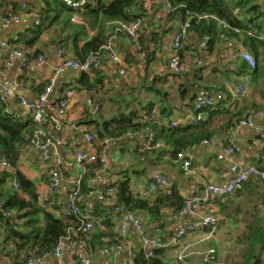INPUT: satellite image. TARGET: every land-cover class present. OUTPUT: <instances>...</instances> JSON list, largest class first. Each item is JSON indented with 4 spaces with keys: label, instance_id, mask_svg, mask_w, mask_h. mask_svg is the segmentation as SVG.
Returning a JSON list of instances; mask_svg holds the SVG:
<instances>
[{
    "label": "crops",
    "instance_id": "0c3cea01",
    "mask_svg": "<svg viewBox=\"0 0 264 264\" xmlns=\"http://www.w3.org/2000/svg\"><path fill=\"white\" fill-rule=\"evenodd\" d=\"M16 1L20 2V7H15ZM23 1L25 0H0L1 15H21L9 26L0 23V42L6 43V47L0 45V84L11 88L14 93V95L7 96L0 90V100L3 102L4 112L16 118L27 119L31 117V114L20 100L23 97L34 100L44 90L54 65L59 61L58 53L61 48H59V43L53 42V36L48 32H43L37 37L33 31V25L37 20L38 12H32L30 6L24 7ZM226 2L229 3L230 0ZM255 3L259 5L264 14V0H255ZM146 10L144 26L140 31V43L135 44L124 35L118 36L115 42L119 55L128 67V74L120 75L117 66L108 58L103 59L101 66L95 69L98 76L94 78L100 79V82L98 87L88 94L92 93V96L96 98H104L99 117L86 118L89 117L85 103L88 94L84 90H79L77 84L81 74L68 70L58 77L53 91L54 100L62 97L66 89L73 90L64 114L59 117L60 125H50V131H56V133L62 131L68 140L67 144L59 146L61 157L65 162L63 165L65 171H67L66 163L74 160L76 149L90 150V145L84 140L83 134L74 131H93L97 121L102 122L103 118V120L112 119L115 116L127 114L131 110H138L143 116L146 113L143 110L146 102L155 103L153 111L157 112L162 123L170 127L173 120L182 121L194 112L192 103L194 104L195 98L199 100L204 96L216 97L218 93L223 94V99L208 112L203 113L204 119L201 121H208L210 127L215 130V134L210 140L203 141L188 151V155L192 158L190 173L183 172L180 161L171 156L167 147L159 145L160 147L155 151L143 152L145 132L131 133L124 138L110 141L108 144H104L101 140L97 141L100 149H106L109 168L107 178L96 182L93 188H105L114 194L115 191L111 189V185L125 172L132 178L131 188L135 196L156 199L161 197L162 193H169L170 189L175 187L185 199L187 196L201 192L207 183L228 184L234 176L233 166L239 169L252 165L264 168V145L261 142V130L264 128V43L262 41L264 17L256 22L259 26L258 31L261 33L258 41L261 43L257 57L258 68L254 70V82L250 87L249 95L243 100L231 101L226 92L231 93V89L235 88V83L241 81L248 73L245 72L247 68L241 70L239 66L242 61L236 57L240 48L245 49L244 42L231 41L217 44L213 53L206 57L186 48L184 62L189 75L187 78L179 77L170 66L176 31H169L170 25H166L169 12L163 8L162 4L151 5ZM233 10L245 18L237 7ZM111 30L109 26L107 34ZM192 41L196 43L195 39ZM72 42L71 39L69 48H65L66 54L70 56H74V43ZM12 48L22 49L32 58L40 52L45 55L46 61L38 68H33L31 65L22 68L18 59L8 63L7 53ZM211 62L215 63L211 64ZM213 67H217L218 70ZM91 74L94 75L93 72ZM225 81L227 84H224ZM164 90L169 96L163 93ZM119 101L129 105L119 108ZM166 105L170 106V109L168 113L163 114L161 110ZM214 111H220V114L212 116L211 113ZM257 111L260 115L253 114ZM250 114L253 115V126L240 125L236 129H231L234 123L237 124ZM228 122L231 127L225 129L224 125ZM229 146L240 150L227 153L226 149ZM219 155L223 157L219 158ZM53 163L54 161L43 162L40 151L29 145L23 150L16 165L17 173L21 172L31 179L37 193L38 189L46 185ZM158 171L164 173L170 183L168 187H158L151 192L149 185ZM2 172L0 169V189L5 192L11 187L8 184V178L6 181L3 179ZM89 175L92 177V171ZM243 187L240 192L236 193V191L229 197L212 200L205 209H202L206 213L212 212L220 219L218 226L216 224L196 232L187 231L185 236H180V232L189 229L192 218L180 215L178 212L175 213L171 207L163 210L164 215L161 222H150L149 217L144 213L136 215L142 219L151 236L161 237L166 241L167 246L164 248L166 264H171L168 260L171 253L167 251L168 248L172 249L171 254L176 255L174 260L177 264L176 259L182 253H185V256L180 264H201L205 260L203 254L211 246L217 249L216 255L222 263L237 262L243 256L244 248L250 246L249 228L257 223L264 225V181L253 177ZM22 195L29 198V195ZM67 196L68 188L63 183L56 198L61 200L60 203L64 207ZM86 200L89 204H93L98 199L89 197ZM37 202L55 215L53 206ZM164 202L167 203V201ZM110 218L113 225L106 227L102 223L97 227V231L106 232L104 241L112 240L113 235L116 237L118 232V222L114 211H111ZM42 222L44 223L45 220L43 219ZM1 233L3 232L0 229V235ZM174 241L176 244H172ZM226 241L244 242V244L241 248L237 244L227 246ZM1 242L2 237L0 238V264H23L24 254L16 255L15 251H10V246H7L6 251ZM228 248L232 250L229 251ZM43 255H45L44 264H59L55 256L48 253ZM199 255L201 257H198ZM194 257L197 259L196 262L191 261ZM86 258L87 264H122L121 257L109 251L106 244L87 253ZM63 263L81 264L70 248L64 252Z\"/></svg>",
    "mask_w": 264,
    "mask_h": 264
},
{
    "label": "trees",
    "instance_id": "16d2710c",
    "mask_svg": "<svg viewBox=\"0 0 264 264\" xmlns=\"http://www.w3.org/2000/svg\"><path fill=\"white\" fill-rule=\"evenodd\" d=\"M170 2L173 5V10L167 14L166 25H170L168 30L177 32L182 24H188L185 40L179 50L180 64L183 66V70L177 73L179 77L187 78L189 75L184 62L186 48L206 57V55L213 53L217 44L231 41L244 42L245 49L255 57L257 65L254 70H257V57L260 53L258 49L261 43L258 40L261 37V33L258 31L259 26L256 22L259 18L264 17V14L260 10L259 5L255 3V0H230L229 3L225 0H170ZM24 3L26 6L31 7L29 8L32 12H38V17H40V22L36 23L35 21L33 25V31L37 37L43 32L50 33L53 36V42L59 43V48L65 53H67L65 48H69V42L72 39V43H74V56L72 57L80 61L100 49L107 39L109 26L110 29H113L114 24L119 21H132L136 18L144 19L147 13L140 0H86L81 5L67 4L66 0H25L23 1ZM156 4L162 3L152 5ZM14 5L15 7L21 6L20 2L17 1ZM234 7L242 11L245 18L235 13ZM75 15L80 16L79 21L73 20ZM218 20H222L225 23L219 24ZM205 38H208L206 46L202 47L201 43L205 41ZM192 39H195L196 43H193ZM262 41L264 43V37ZM239 52H237L236 56L242 61L239 67L241 70L247 68L245 72H250L251 66L240 57ZM38 54L40 52L35 55L37 56ZM213 68L218 70L217 67ZM255 71H253V74ZM92 72L94 75L91 74ZM92 72L81 73L80 78L77 80L78 89L86 91L87 94L98 87L100 82V79L94 78V76H98L97 70ZM163 93L169 96L165 90ZM226 95H228L229 99L231 98L229 92H226ZM88 96L100 105L99 113L95 116L99 117L102 112V101L104 98L97 97L98 99H95L92 93L88 94ZM62 99L63 97H60L56 100L61 101ZM197 99L195 98L194 104L192 103L194 114L205 113L213 108L208 107L197 111L195 108ZM120 102L119 108L129 105L126 102ZM154 106V102L145 103L143 110L146 112L147 119L140 115V111L131 110L127 114L115 116L112 119L103 120V118L102 122L97 121L93 131H96L98 141H104L107 138L113 141L124 138L131 133L145 132L146 134L147 130L152 129L156 134L155 143H160V146L167 147L171 152V156L178 160L179 153L188 154L191 148L203 141L210 140L215 134V130L210 127L208 121L201 122L203 121L201 120L198 123L189 125L180 124L175 127L170 125L169 127V125H165V123L160 121L159 116L151 119ZM169 109L170 106H163L161 113H168ZM86 113L89 116L86 117L87 119L93 118L88 111ZM218 114H220V111L211 113L212 116ZM235 125L234 123L233 126ZM229 126L230 123L228 122L224 125V128L228 129ZM33 130L32 117L21 119L7 114L4 112L3 102L0 100V151L14 167L18 164L25 147L30 145V135ZM156 148L152 150L144 149L143 152H152ZM93 167L94 165L87 166V173L84 175V192H89L93 189L89 184V173ZM9 176H11V173L2 172V177L5 181ZM17 176L21 191L9 188L7 189L8 191L3 192L0 189V203H3L0 209V229L3 233H1L0 238L2 237L1 243L3 248H6V251L7 246H10V251H15L16 255L24 254V259L34 254L43 255L51 252L59 241L69 234H72V238L76 242H84L88 253L95 251L98 246L103 244H106L108 248L110 245L119 243L118 232L116 237L112 233V240L104 241L103 238L107 235L106 232L97 231V227L102 223L106 227L110 224L113 225L110 213L111 211L115 213V208L117 207L125 211L134 212L137 215L144 213L149 217L150 222L155 223L161 222L164 215L163 210L166 207H171L175 213H180L185 205L180 191L175 187L171 188L169 193H162L161 197L156 199L135 196L131 188L132 178L129 174L123 172L122 176L111 185L112 188L109 185L115 191V194L107 196V199L112 200L113 203L109 202V204L108 201L96 200L93 204H89L87 200H83L82 210L90 208L96 217L94 229L90 233H83L77 230L81 228L83 223L80 215H72L68 218L54 217L52 212L41 207L37 202L34 182L21 172H18ZM240 190H237L236 193L240 192ZM21 192L29 195V198L27 199ZM164 201H167V203ZM53 208H62V205L55 204ZM107 215L108 217H106ZM102 217L106 218L101 219ZM43 219L45 220L44 223L42 222ZM219 223L220 219L217 217L215 225L217 224L218 226ZM249 229L250 246L244 248L242 261L222 263L218 256L215 255L214 258L205 259L201 264H264V225L257 223ZM164 251V248L157 249L153 251L152 255H149L142 247H137L135 264H166ZM177 262L180 264V260Z\"/></svg>",
    "mask_w": 264,
    "mask_h": 264
},
{
    "label": "built area",
    "instance_id": "2783aa9c",
    "mask_svg": "<svg viewBox=\"0 0 264 264\" xmlns=\"http://www.w3.org/2000/svg\"><path fill=\"white\" fill-rule=\"evenodd\" d=\"M141 4L148 8L152 4L162 3L163 8L168 12L173 10V5L170 0H140ZM227 1V0H226ZM67 4L71 5H81L86 2V0H66ZM26 7V4H23ZM21 15H1L0 23L5 26H9L11 22L15 19L20 18ZM74 21H79L80 16L75 15L73 17ZM40 22V17H37L36 23ZM219 24H224L222 20H218ZM144 25L143 18H136L132 21H119L114 24L113 29L108 34L106 41L101 45L100 49L95 53L89 54L83 61L77 60L74 57L67 55L62 49L59 50V61L54 65L48 79L44 90L36 96L34 100H29L28 98H21V104L30 112L34 130L30 135V146L32 145L38 149L41 153V159L43 162L54 161L52 167L50 168L49 177L46 185L37 191V200L44 204H49L54 206L55 204H61V200L56 198V194L61 189L63 183L67 185L68 196L66 199L65 207L53 209L55 217L68 218L72 215H80L82 226L78 231L83 233H90L95 226L96 217L93 210L87 208L82 210L83 200L86 198H96L100 201H108L113 203L112 200L107 199V196L114 195L111 191L108 192L107 189L99 187L98 189H92L89 192L83 191L84 185V175L87 173V166L94 165L92 168V177H90V186L96 182H101L108 176V159L106 156V149H100L97 145L98 136L96 131H74L81 132L84 136L86 143L90 145V150H85L83 148L76 149L74 152V160L66 163V169L63 168L65 164L63 157H61L60 145L67 144L68 140L62 131H50L52 126H59L60 115L64 114L65 108L73 94L72 89H66L62 95L63 99L61 101H56L53 99V91L56 86L58 77L68 70L74 71L75 73H90L95 69H98L103 59H110L116 66L118 73L120 75L128 74V67L123 62L121 56L119 55L116 48V40L118 36L124 35L130 38L133 43H140V31ZM187 23L182 24L180 29L176 32L173 41V53L171 55L170 66L175 73H180L183 70V66L180 64L179 50L186 37ZM201 43L202 47L206 46V40ZM0 45L6 47L5 42H0ZM240 57L246 61L251 66V71L246 73L241 81L235 83V88L231 89V101L243 100L249 95L250 87L253 84V71L257 65L255 57L244 48L239 50ZM15 59L20 60L22 68L32 66L33 68H38L44 64L46 61L45 55L40 53L35 57H30L29 54L24 52L19 48H12L11 51L7 53L6 61L8 63L14 61ZM224 84H227L225 81ZM0 90L4 95L11 96L14 95L13 90L9 87L2 86L0 84ZM223 99V94L218 93L216 97L204 96L199 99L195 108L197 111H201L204 108L214 107L216 103ZM85 103L88 113L95 117L100 110V105L95 103L94 99L89 97L85 98ZM255 115H260V113L254 112ZM143 117L147 119V115L144 114ZM157 112L153 111L151 119L157 118ZM204 119L202 112L198 114H189L182 121L173 120L171 126L175 127L180 124L188 125L191 123H198ZM240 125L253 126V115H248L246 118L241 119L235 126L231 129H236ZM262 138L261 142L264 145V128L261 130ZM146 139L143 144L145 150H152L160 145V143H155L156 134L155 131L149 129L146 131ZM111 140L105 139L104 144H108ZM206 142V141H205ZM96 144V145H95ZM98 147V148H96ZM239 148L234 146H229L226 149L227 153H232L239 151ZM223 155H219L222 158ZM178 160L180 161L181 168L183 172L190 173L192 168V158L182 152L179 153ZM76 164V165H75ZM0 169L11 173L8 177V184L11 188L17 191H21V185L17 176V168L10 164L6 156L0 151ZM234 176L232 180L226 185H217L213 183H207L201 192L197 194H192L185 197V205L180 211V215L192 218V223L189 229L182 230L180 236H185L188 232H196L204 229L207 226H215L217 222V217L212 212H204L210 202L216 198H226L233 195L237 190L243 188L244 184L250 179L255 178L264 181V168L258 166H248L245 169H239L236 166L232 167ZM66 172H68L66 174ZM169 178L162 172L158 171L154 174L153 180L149 185V191L153 192L158 187H168ZM59 201L58 203H56ZM3 203H0V209ZM62 205V204H61ZM115 217L118 222V241L119 243L110 245L108 250L118 254L122 259V264H135L136 249L137 247H142L147 251L149 255H152L154 250L163 249L167 246L166 241L161 237L151 236L144 226L142 219L137 216L134 212L125 211L122 208H115ZM188 231V232H187ZM136 241L134 242V239ZM172 244H176L174 241ZM67 248L72 250L75 257L78 258L81 264H87L86 255L88 253L87 246L84 242H76L72 238V234H69L62 238L55 248L48 254L55 256L58 259L59 264L63 263L64 252ZM205 259L214 258L216 255V249L209 247L206 253L203 254ZM184 253L178 256V259H183ZM45 255H32L27 257L23 264H44Z\"/></svg>",
    "mask_w": 264,
    "mask_h": 264
},
{
    "label": "rangeland",
    "instance_id": "374dc122",
    "mask_svg": "<svg viewBox=\"0 0 264 264\" xmlns=\"http://www.w3.org/2000/svg\"><path fill=\"white\" fill-rule=\"evenodd\" d=\"M95 97V96H94ZM96 98V97H95ZM98 99V98H97ZM103 102V101H102ZM104 108V107H103ZM226 244H227V246H233L234 244H237L238 245V247H240L241 248V246L244 244V242H238V243H233V242H230V241H226ZM228 250L229 251H231L232 249L231 248H228ZM167 251L168 252H171L172 253V249L171 248H168L167 249ZM169 254V257H168V260L170 261V263L171 264H177L176 263V261L174 260V258H175V254ZM185 254V253H184ZM229 255V254H228ZM178 256V255H177ZM198 257H201L200 255L198 256ZM230 257V256H229ZM205 258V257H204ZM239 259V258H238ZM177 261H179L180 260V262H182L183 261V259L181 260V259H176ZM185 260V259H184ZM191 260V259H190ZM196 258L194 257L191 261L192 262H196ZM203 260V259H202ZM240 261H242V257H241V259H240Z\"/></svg>",
    "mask_w": 264,
    "mask_h": 264
}]
</instances>
